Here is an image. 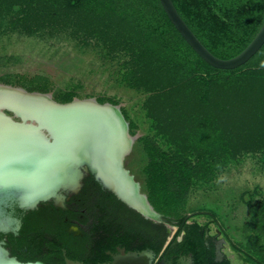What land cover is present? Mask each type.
I'll list each match as a JSON object with an SVG mask.
<instances>
[{
    "label": "trees",
    "instance_id": "16d2710c",
    "mask_svg": "<svg viewBox=\"0 0 264 264\" xmlns=\"http://www.w3.org/2000/svg\"><path fill=\"white\" fill-rule=\"evenodd\" d=\"M134 1L139 7L115 11L111 10L114 0H0V29L16 24L34 32L48 26L91 32L100 28L105 37L128 52L123 81L144 95L141 107L147 122V131L137 137L148 157L143 167V189L164 222L145 218L93 180L98 193L111 201L110 234L124 228L126 238H136L140 248L154 252L163 248L167 256L190 254L192 264H216L205 243L208 241L212 246L206 236L209 225L189 221L193 215H177V208L182 206L185 191L212 180L218 169L236 161L240 154L259 152L264 157V44L244 64L219 69L189 47L158 0ZM172 2L203 45L222 58L239 52L264 21V0ZM108 12L117 14L116 27L108 25L111 19ZM106 15L108 23L87 25L92 21L98 25V17ZM119 23L126 27L120 28ZM26 89L47 91L44 84ZM73 96L74 93L68 92L60 101L68 102ZM120 111L129 134L134 135V121L125 109ZM258 194L261 192L256 188L249 193L245 190L243 201L251 205ZM121 207L125 220L120 223ZM165 222L175 227L172 234ZM246 224L247 230L254 229L251 243L247 239V243L230 241V244L249 263L264 264V200L251 205V218ZM61 228L60 223L46 218L23 223L13 252L26 247L32 254L23 257L17 253V259H42L51 264L34 251L44 247L42 232ZM220 264H230V260L226 257Z\"/></svg>",
    "mask_w": 264,
    "mask_h": 264
},
{
    "label": "water",
    "instance_id": "95a60500",
    "mask_svg": "<svg viewBox=\"0 0 264 264\" xmlns=\"http://www.w3.org/2000/svg\"><path fill=\"white\" fill-rule=\"evenodd\" d=\"M158 1L183 40L213 67L236 68L264 44L262 21L239 52L227 58L216 56L189 28L172 0ZM90 99L57 102L48 93L0 84V124L9 126L0 131V232L13 230V219L5 214V207L15 203L30 209L40 201L59 198V191L77 190L86 171L128 207L146 218L162 221L160 214L157 218L148 215L147 209L128 193H139L145 198V194L139 192V182L124 167V158L135 135L129 134L119 106ZM3 109L10 111L12 116ZM149 257L150 252L146 250L139 254H118L109 264H148ZM65 262L82 264L66 257ZM0 264L45 263L20 261L10 255L0 241ZM157 264L165 262L161 260Z\"/></svg>",
    "mask_w": 264,
    "mask_h": 264
},
{
    "label": "rangeland",
    "instance_id": "374dc122",
    "mask_svg": "<svg viewBox=\"0 0 264 264\" xmlns=\"http://www.w3.org/2000/svg\"><path fill=\"white\" fill-rule=\"evenodd\" d=\"M124 1L114 0L111 10L123 8L126 11L139 7L134 0ZM144 12L148 13L147 10ZM109 16V23L106 15L98 17V25L94 21L87 25L108 23L116 27L117 14ZM118 26L126 27L121 23ZM94 31L48 26L34 32L17 24L3 27L0 29V84L26 91L27 87L44 84L46 92H29L48 93L57 102H61L60 99L68 92L74 93L73 98L77 99L97 101L96 98H101L107 103H111L107 100H115L117 103L114 105L125 109L135 124V139L124 158V166L145 194L143 167L148 157L142 143L137 141V137L147 131L141 107L144 95L123 81L128 52L112 43L100 28ZM3 111L12 116L10 111ZM205 183L185 191L182 206H176L177 215L191 213L193 216L189 221L206 223L211 232L219 229L225 239L223 252L230 264H251L232 248L230 241H252L254 229L247 230L246 223L251 218V205L264 200V157L259 152L242 153L236 161L218 169L215 177ZM255 188L261 195H256L253 203L248 205L243 201L242 192L247 190L249 193ZM247 197L245 194L244 198ZM159 214L164 222L163 215ZM166 226L172 234L174 226L169 223Z\"/></svg>",
    "mask_w": 264,
    "mask_h": 264
},
{
    "label": "flooded vegetation",
    "instance_id": "af4514ba",
    "mask_svg": "<svg viewBox=\"0 0 264 264\" xmlns=\"http://www.w3.org/2000/svg\"><path fill=\"white\" fill-rule=\"evenodd\" d=\"M93 180H95L93 175L86 171L83 172L77 190L59 191V198L40 201L30 209L21 208L15 203L5 207V214L13 219L11 225L13 230L0 232V241L8 253L15 258L18 254L23 257L31 255L32 252L26 247L16 250L18 254L13 252L20 238V230L23 223L46 218L60 223L62 228L55 232H42L41 242L44 247L34 253L43 256L51 264H66L65 257L82 264H109L118 254H139L143 250L150 252L148 264H157L161 260L165 264H192L190 254L173 253L167 256L164 255L163 248L159 252H154L149 248H140L136 238H126L124 228L118 229L117 233L110 234L108 227L112 219L109 212L111 201L108 196H104L105 194L98 193ZM101 189L105 190L102 187ZM98 195L104 198H98ZM118 218V222H124L123 207L120 208ZM121 226L124 227V225ZM25 232L23 234H26ZM206 236L212 243V246H209V242L205 241L207 248L213 253L214 263L220 264L226 258L223 252L224 236L219 229L211 232V228L206 230ZM48 242L53 244L48 245Z\"/></svg>",
    "mask_w": 264,
    "mask_h": 264
},
{
    "label": "bare ground",
    "instance_id": "6f19581e",
    "mask_svg": "<svg viewBox=\"0 0 264 264\" xmlns=\"http://www.w3.org/2000/svg\"><path fill=\"white\" fill-rule=\"evenodd\" d=\"M90 101H93V99H90ZM3 125V124H2ZM3 127V128H2ZM7 129H9V126H1V124H0V131L1 130H3V131H5V130H7ZM125 167V166H124ZM134 178V177H133ZM139 192L140 193H143L142 191H141V188H139ZM130 195H131V197L136 201V203L137 204H139V205H141L142 207H145L146 209H147V211H148V215H150V216H152V217H154V218H157L158 216H159V213L158 212H156L155 210H154V208L152 207V205L149 203V201H148V199H147V197H146V195H145V198H144V196H142V195H140L139 193H131V192H128Z\"/></svg>",
    "mask_w": 264,
    "mask_h": 264
}]
</instances>
